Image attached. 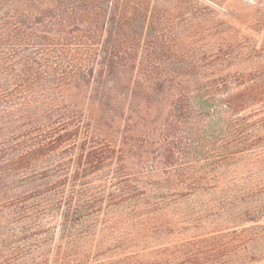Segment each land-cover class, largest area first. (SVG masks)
Listing matches in <instances>:
<instances>
[{
  "label": "trees",
  "instance_id": "1",
  "mask_svg": "<svg viewBox=\"0 0 264 264\" xmlns=\"http://www.w3.org/2000/svg\"><path fill=\"white\" fill-rule=\"evenodd\" d=\"M0 264H264V0H0Z\"/></svg>",
  "mask_w": 264,
  "mask_h": 264
}]
</instances>
